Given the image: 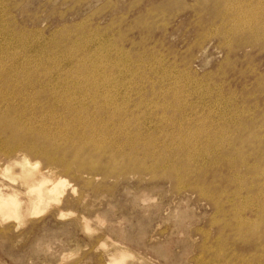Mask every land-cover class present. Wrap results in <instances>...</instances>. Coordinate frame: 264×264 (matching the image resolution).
Wrapping results in <instances>:
<instances>
[{"label": "rangeland", "instance_id": "374dc122", "mask_svg": "<svg viewBox=\"0 0 264 264\" xmlns=\"http://www.w3.org/2000/svg\"><path fill=\"white\" fill-rule=\"evenodd\" d=\"M256 2L242 4L243 25L213 15L212 0H0V55L14 57L37 80L48 74L62 86L97 87L120 102L122 97L125 115L135 113L150 127L142 130L144 137L154 133L157 143L167 141L165 151L184 158L162 164L155 177L116 179L64 172L30 156L40 161L39 170H53L67 184L47 213L0 223V264H108L113 258L121 264H264V34L249 33L264 31V0ZM234 26L237 34L225 33ZM0 145L1 166L9 151ZM5 181L0 178L3 186L21 191Z\"/></svg>", "mask_w": 264, "mask_h": 264}, {"label": "bare ground", "instance_id": "6f19581e", "mask_svg": "<svg viewBox=\"0 0 264 264\" xmlns=\"http://www.w3.org/2000/svg\"><path fill=\"white\" fill-rule=\"evenodd\" d=\"M260 0H212L214 4L213 15L223 20L231 17L232 20L243 22L242 4L252 6V2ZM192 2V1H191ZM263 2V1H262ZM196 4V3H195ZM254 4V3H253ZM263 5V4H262ZM261 6V4H260ZM264 6V5H263ZM220 7V9H219ZM256 7V6H255ZM253 8V7H252ZM248 7V9H252ZM245 9V8H244ZM243 9V10H244ZM254 9V8H253ZM257 9V8H256ZM264 9V8H263ZM220 10V11H219ZM258 10V9H257ZM178 11V10H177ZM248 11V10H246ZM251 11V10H250ZM255 12V10H253ZM252 11V13H253ZM260 11V10H259ZM262 12H264L261 9ZM151 13V11H149ZM155 12V11H153ZM152 12V14H153ZM163 12V11H162ZM209 12V11H208ZM166 13V12H165ZM177 13V12H176ZM201 13V12H200ZM244 13V11H243ZM246 12V16H247ZM258 13V11H257ZM261 13V12H260ZM251 14V13H250ZM123 15V13L121 14ZM126 15V14H125ZM138 15V14H137ZM136 15V16H137ZM165 15V14H164ZM197 15V14H196ZM200 15V14H199ZM244 15V14H243ZM256 15V14H255ZM254 15V16H255ZM263 15V13H261ZM258 16V15H256ZM159 17V16H158ZM203 17V16H202ZM248 17V16H247ZM263 17V16H262ZM122 18V17H121ZM190 18V17H189ZM195 18V17H194ZM205 18H208L205 16ZM215 18V17H214ZM244 18V17H243ZM249 18V17H248ZM1 19V18H0ZM218 19V18H217ZM246 19V18H245ZM252 19V18H250ZM260 19V18H258ZM188 20V19H187ZM199 20V19H198ZM201 20V19H200ZM203 20V19H202ZM220 20V19H219ZM229 20V19H228ZM231 20V21H232ZM255 20L256 17H255ZM150 21V20H149ZM161 21V20H160ZM214 21V20H213ZM227 21V20H226ZM248 21V20H247ZM250 21V20H249ZM248 21V22H249ZM253 21V20H252ZM148 22V21H147ZM166 22V21H165ZM198 22V21H197ZM196 22V23H197ZM202 22V21H200ZM211 22V21H209ZM219 22V21H218ZM222 22V20H221ZM245 22V21H244ZM243 22V25H244ZM51 23V22H50ZM118 22H116L117 24ZM164 23V22H163ZM233 23V22H232ZM238 23L236 25H238ZM246 23V22H245ZM255 23V22H254ZM80 24V23H79ZM115 24V25H116ZM165 24H168L165 23ZM194 24V23H193ZM201 24V23H200ZM207 24V23H206ZM221 23H219L220 25ZM228 24V23H227ZM234 24V23H233ZM240 24V23H239ZM251 24V22H250ZM261 24V23H259ZM43 25V24H42ZM49 25V24H48ZM66 25V24H65ZM157 25V24H156ZM212 25V24H211ZM226 25V24H225ZM230 25V22L229 24ZM235 25V24H234ZM264 25V24H263ZM3 25H1L2 27ZM204 26V25H203ZM231 26V25H230ZM253 26V24H252ZM249 27L247 28H253ZM260 26V25H259ZM17 27V26H16ZM45 27V26H44ZM75 27V26H74ZM167 27V26H166ZM207 27V25H206ZM220 27V26H219ZM239 28L243 26H239ZM6 28V27H5ZM47 28V27H46ZM66 28V27H65ZM201 28V27H200ZM209 28V27H208ZM224 28V27H222ZM227 28V27H226ZM226 30L225 33L234 35L238 30ZM244 28V27H243ZM42 29V28H41ZM57 29V28H56ZM61 29V28H60ZM59 29V30H60ZM67 29V28H66ZM205 29V27H204ZM211 29V28H210ZM217 29V28H216ZM229 29V28H228ZM232 29V28H231ZM24 30V29H23ZM32 30V29H31ZM30 30V31H31ZM37 30V29H36ZM40 30V29H39ZM243 30V29H242ZM246 30V29H244ZM249 30V29H248ZM247 30V31H248ZM49 31V30H48ZM64 31V30H63ZM62 31V33H63ZM66 31V30H65ZM119 31V30H118ZM200 31V30H199ZM198 31V34H199ZM211 31V30H210ZM213 31V30H212ZM224 31V30H222ZM5 32V31H4ZM35 32V31H34ZM38 32V30L36 31ZM53 32V31H52ZM69 32V31H68ZM217 32L221 33L220 31ZM243 32V31H242ZM264 31L253 28L250 34ZM21 33V32H20ZM24 33V32H23ZM22 33V34H23ZM54 33V32H53ZM64 33H67L64 32ZM208 33V30H207ZM213 33V32H212ZM15 34V33H14ZM20 34V35H22ZM61 34V32H60ZM209 34V33H208ZM237 34V33H236ZM239 34V33H238ZM244 33H242L243 35ZM258 34V33H257ZM260 34V33H259ZM58 35V34H56ZM62 35V34H61ZM71 35V32H70ZM68 34L67 38L70 36ZM134 35V34H133ZM197 35V34H196ZM224 35V34H223ZM262 35V34H261ZM9 36V35H8ZM53 36V35H52ZM142 36V35H141ZM144 36V35H143ZM203 36V34H202ZM201 36V37H202ZM208 36V35H207ZM214 36V35H213ZM211 36V37H213ZM216 36V35H215ZM219 36V35H218ZM255 36V35H254ZM252 36V37H254ZM22 37V36H21ZM64 37V36H62ZM66 37V36H65ZM119 37V36H118ZM206 37V36H205ZM217 37V36H216ZM229 37V35H228ZM231 37V36H230ZM233 37V36H232ZM259 36L256 37L257 40ZM262 37V36H261ZM50 38V37H49ZM60 38V36H59ZM81 38V37H80ZM225 38V35H224ZM227 38V36H226ZM260 38V37H259ZM10 39V38H8ZM20 39V38H19ZM23 39V38H22ZM82 39V38H81ZM79 39V40H81ZM144 39V38H143ZM142 39V40H143ZM205 39V38H204ZM250 39V38H249ZM264 39V37H263ZM24 40V39H23ZM78 40V39H77ZM83 40V39H82ZM81 40V41H82ZM229 40V39H228ZM241 40V39H239ZM251 40V39H250ZM25 41V40H24ZM145 41V40H144ZM224 41V39H223ZM232 41V40H231ZM230 41V42H231ZM259 40H257L258 42ZM18 42V39H17ZM226 42V41H225ZM234 42V41H233ZM15 43V42H14ZM13 43V44H14ZM75 43V42H74ZM77 43V42H76ZM75 43V44H76ZM82 43V42H81ZM85 43V42H84ZM249 43V41H248ZM22 44V43H21ZM86 44V43H85ZM223 44V42H222ZM225 44V43H224ZM232 44V43H231ZM229 44V45H231ZM241 44V43H240ZM251 44V43H250ZM78 45V43H77ZM76 45V46H77ZM227 45V44H226ZM228 45V47H229ZM264 45V44H263ZM221 46V45H220ZM81 47V46H80ZM143 47V46H142ZM146 47V46H145ZM237 47V46H236ZM76 48V47H75ZM252 48V47H251ZM73 49V48H72ZM143 49V48H142ZM232 49V48H231ZM261 49V47H260ZM1 50V49H0ZM69 50V49H68ZM95 50V49H94ZM233 50V49H232ZM259 50V49H258ZM41 51V48H40ZM43 51V50H42ZM72 52V51H71ZM70 52V53H71ZM82 52V51H81ZM228 52V51H227ZM61 53V52H60ZM78 53V52H77ZM1 54V53H0ZM20 54V53H19ZM41 54V52H39ZM45 54V52H44ZM64 54V53H63ZM244 54V53H243ZM6 55V54H5ZM17 55V54H15ZM21 55V54H20ZM25 55V54H24ZM85 55V54H84ZM107 55V54H106ZM228 55V54H227ZM241 55V54H240ZM256 55V54H255ZM19 56V55H17ZM26 56V55H25ZM36 56V55H35ZM34 56V57H35ZM48 56V54H47ZM59 56V55H58ZM62 56V53H61ZM83 56V55H82ZM88 56V55H87ZM236 56V55H235ZM234 56V58H235ZM63 57V56H62ZM76 57V56H75ZM89 57V56H88ZM230 57V56H229ZM14 58V57H12ZM12 58L0 55V143L6 145L9 151V159L0 166V178L5 179L11 185H17L20 189L8 188L0 183V223L15 221L21 216H36L42 213L50 205H56L61 200L62 191L66 182L62 178L53 175V170H39L37 159L31 161V157H38L43 163L59 166L67 172L73 168L77 174L103 175L105 177L124 176L127 174L142 175L149 173L155 177L162 164L173 162L184 163V158L179 154L165 151L167 141L153 139L154 133L143 136L150 127L141 125V120L133 115L128 117L123 111L126 100L99 92L98 88H85L84 85L62 86L59 80L51 82L50 76L44 75L41 80L30 76L23 64L19 66L13 63ZM18 58V57H17ZM27 58V57H26ZM25 58V59H26ZM29 58V57H28ZM44 58V57H43ZM48 58V57H47ZM55 58V56H54ZM68 58V57H67ZM71 58V57H70ZM156 58V57H155ZM223 58H227L224 57ZM240 58V57H239ZM41 59V58H40ZM46 59V57H45ZM52 59V58H51ZM76 59V58H75ZM82 58L79 59V61ZM85 58H83L84 60ZM29 60L30 59H26ZM44 61V59H42ZM62 60V59H61ZM86 60V59H85ZM225 60V59H224ZM22 61V60H21ZM29 61L27 63H29ZM38 61V59H37ZM47 61V59H46ZM50 61V60H49ZM60 61V60H59ZM71 61V60H70ZM106 61V60H105ZM115 61V60H114ZM129 61V60H128ZM31 62V61H30ZM34 62V60H33ZM40 62V61H39ZM54 62V61H53ZM52 62V63H53ZM83 62V61H82ZM89 62V61H88ZM227 62V61H226ZM18 63V62H16ZM26 63V61H24ZM57 63V62H56ZM96 63V62H95ZM113 63V62H112ZM189 63V62H188ZM220 63V62H219ZM15 64V65H14ZM42 64V63H41ZM55 64V62H54ZM81 64V63H80ZM101 64V62H100ZM18 65V66H16ZM30 65V63L28 64ZM35 65V64H34ZM50 65V64H49ZM73 65V64H72ZM82 65V64H81ZM108 65V64H107ZM151 65V64H150ZM188 65V64H187ZM195 65V64H194ZM220 65V64H219ZM247 65V64H246ZM252 65V64H251ZM27 66V65H26ZM33 66V65H32ZM38 64L36 65V67ZM53 66V64L51 65ZM222 66V65H221ZM249 66V64L247 65ZM255 66V65H254ZM35 67V68H36ZM39 67V66H38ZM47 67V65L45 66ZM43 66V68H45ZM49 67V66H48ZM73 66H71L72 68ZM86 67V66H84ZM87 67L88 64H87ZM97 67V66H96ZM111 67V66H110ZM125 67V66H124ZM123 67V68H124ZM218 67V66H217ZM40 68V67H39ZM51 68V67H50ZM55 68L56 65H55ZM79 68V67H78ZM101 68V67H100ZM103 68V67H102ZM194 68V67H193ZM236 68V67H235ZM245 68V67H244ZM37 69V68H36ZM76 69V68H75ZM88 70V68H86ZM108 69V68H107ZM110 69V68H109ZM112 69L113 68L112 66ZM248 69V68H247ZM30 70V68H29ZM68 70V69H66ZM70 70V69H69ZM79 70V69H78ZM82 70V69H81ZM85 70V69H84ZM92 70V69H91ZM106 70V69H105ZM117 70V69H115ZM119 70V69H118ZM151 70V69H150ZM154 70V69H153ZM184 70V69H183ZM222 70V69H221ZM225 70V69H223ZM234 70V69H233ZM249 70V69H248ZM31 71V70H30ZM35 71V70H34ZM43 71V70H42ZM51 71V69H50ZM71 71V70H70ZM77 71V69L75 70ZM108 71V70H107ZM112 71V70H111ZM114 71V70H113ZM140 71V70H139ZM152 71V70H151ZM192 71V70H191ZM254 71V70H253ZM48 72V71H47ZM78 72V71H77ZM76 72V73H77ZM87 72V71H86ZM126 72V71H125ZM128 72V71H127ZM181 72V71H180ZM190 72V69L189 71ZM51 73V72H49ZM65 73H68L67 71ZM64 73V74H65ZM186 73V72H185ZM184 73V74H185ZM234 73V71H233ZM236 73V72H235ZM81 74V73H80ZM85 74V73H84ZM107 74V72H106ZM190 74V73H189ZM244 74V72H243ZM247 74V73H246ZM256 74V73H255ZM33 75V74H32ZM56 75V74H55ZM69 75V73H68ZM75 75V73H74ZM77 75V74H76ZM75 75V76H76ZM82 75V74H81ZM86 75V74H85ZM84 75V76H85ZM111 75V74H109ZM53 76V75H52ZM57 76H60L58 74ZM65 76V75H64ZM67 76V74H66ZM71 76V75H69ZM80 76V75H79ZM83 76V77H84ZM91 76V75H90ZM89 76V77H90ZM112 76V75H111ZM62 77V75L60 76ZM82 77V78H83ZM89 77L87 79H89ZM94 77V75H93ZM144 77V76H143ZM148 77V76H147ZM184 77V76H183ZM224 77V76H223ZM222 77V78H223ZM227 77V76H226ZM55 78V77H54ZM65 78V77H64ZM81 78V77H80ZM86 78V77H85ZM160 78V77H159ZM245 78V77H244ZM57 79V77L55 78ZM59 79V77H58ZM68 79V78H67ZM66 79V80H67ZM78 79V78H77ZM139 79V78H138ZM141 79V78H140ZM186 79V78H185ZM247 79V78H246ZM71 80V77H70ZM85 80V79H84ZM98 80V79H97ZM142 80V79H141ZM146 80V79H144ZM177 80V79H176ZM181 80V79H180ZM254 80V78H253ZM257 80V79H255ZM260 80V79H259ZM63 81V79H62ZM75 81V80H74ZM82 81V80H81ZM89 81V80H88ZM87 81V83H89ZM93 81V80H92ZM99 81V80H98ZM163 81V80H162ZM189 81V80H188ZM191 81V80H190ZM244 81V80H243ZM262 81V80H261ZM264 81V80H263ZM67 82V81H66ZM69 82V81H68ZM84 82V81H83ZM150 82V81H149ZM64 83V82H63ZM96 83V82H95ZM107 83V82H106ZM105 83V84H106ZM109 83V82H108ZM245 83V82H243ZM261 83V82H260ZM259 83V84H260ZM264 83V82H263ZM65 84V83H64ZM70 84V83H69ZM91 84V83H89ZM103 84V83H102ZM110 84V83H109ZM156 84V83H155ZM262 84V83H261ZM88 85V84H87ZM181 85V84H180ZM240 85V84H239ZM258 85V84H256ZM263 86V85H262ZM102 87V86H101ZM106 87V86H105ZM138 87V86H137ZM245 87V86H244ZM100 88V87H99ZM243 88V87H241ZM240 88V89H241ZM105 90V89H104ZM139 90V89H138ZM165 90V89H164ZM103 91V90H102ZM108 91V90H107ZM112 91H116L113 90ZM154 92V91H153ZM182 92V91H181ZM254 92V91H252ZM263 92V91H261ZM110 93V92H109ZM115 93V92H114ZM133 93V92H132ZM148 93V92H147ZM155 93V92H154ZM172 93V92H171ZM158 94V93H157ZM169 94V92H168ZM180 94V93H178ZM166 95V93H165ZM183 95V94H182ZM260 95V94H259ZM144 97V95H143ZM175 97V96H174ZM264 97V96H263ZM120 98V97H119ZM134 98V97H133ZM140 98V97H139ZM155 98V97H154ZM145 99V98H143ZM166 99V98H165ZM174 99V98H173ZM237 99V98H236ZM243 99V98H242ZM245 99V97H244ZM262 99V98H261ZM177 100V99H176ZM256 100V99H255ZM131 101V100H130ZM141 102V101H140ZM155 102V101H154ZM168 102V101H167ZM176 102V101H175ZM257 102V101H256ZM262 102V100H261ZM133 103V101H132ZM136 103V102H135ZM171 103V102H170ZM173 103V102H172ZM252 103V102H251ZM254 103V102H253ZM252 103V104H253ZM130 104V103H129ZM159 104V103H158ZM255 104V103H254ZM263 105V104H262ZM176 106V105H175ZM194 106V105H193ZM255 107V105H254ZM253 107V108H254ZM264 107V106H263ZM126 108V107H125ZM130 108V107H128ZM176 108V107H175ZM222 108V107H221ZM250 108V106H249ZM257 108V107H256ZM259 108V104H258ZM127 109V108H126ZM159 109V106L158 108ZM190 109V108H189ZM200 109V108H199ZM149 110V109H148ZM160 110V109H159ZM169 110V108H168ZM171 110V109H170ZM136 112V111H135ZM162 112V111H160ZM176 112V111H175ZM174 112V113H175ZM205 112V110H204ZM128 113V112H127ZM126 113V114H127ZM169 113V111H168ZM172 113V112H171ZM178 113V112H177ZM257 113V111H256ZM129 114V113H128ZM155 114V113H154ZM162 114V113H161ZM170 114V113H169ZM176 114V113H175ZM180 114V113H179ZM194 114V113H193ZM203 114V113H202ZM260 114V113H259ZM152 115V114H151ZM174 115V114H173ZM172 115V116H173ZM183 115V114H182ZM181 115V116H182ZM188 115V114H187ZM249 115H251L249 113ZM254 115V114H253ZM252 115V116H253ZM169 116V115H168ZM171 116V115H170ZM180 116V115H179ZM195 116V115H194ZM216 116V115H215ZM236 116V115H235ZM244 116V115H243ZM242 116V117H243ZM259 116V115H258ZM166 117V116H165ZM174 117V116H173ZM191 117V116H190ZM196 117V116H195ZM247 117V116H246ZM142 118V117H141ZM157 118V117H156ZM169 118V117H168ZM176 118V117H175ZM244 118V117H243ZM254 118V117H252ZM171 118H169L170 120ZM183 119V117H182ZM181 119V120H182ZM194 119V117H193ZM263 119V118H262ZM143 120V119H142ZM172 120V119H171ZM180 120V121H181ZM188 120V119H187ZM253 120V119H252ZM259 120V119H258ZM174 121V120H173ZM245 121V120H244ZM250 121V120H249ZM248 121V122H249ZM263 121V120H262ZM184 122V121H183ZM251 122V121H250ZM253 122V121H252ZM257 122V121H256ZM260 122V121H259ZM258 122V123H259ZM188 122H185V124ZM212 123V121H211ZM263 123V122H262ZM168 124V123H167ZM165 124L166 126H168ZM171 124V123H170ZM194 124V123H193ZM215 124V123H214ZM252 124V123H250ZM163 125V124H162ZM180 125V124H179ZM182 125V124H181ZM218 125V124H217ZM248 125V123H247ZM264 125V124H263ZM174 126V125H173ZM184 126V125H183ZM210 126V125H209ZM212 126V125H211ZM257 125H254V127ZM259 126V125H258ZM172 127V126H171ZM187 127V126H186ZM174 128V127H173ZM189 128V127H188ZM194 128V127H193ZM157 129V128H156ZM165 129V127H163ZM162 129V130H163ZM177 129V128H176ZM198 129V128H197ZM226 129V128H225ZM236 129V128H234ZM143 130V131H142ZM169 130V128H168ZM220 130V129H219ZM167 131V130H166ZM181 131V129H180ZM223 132V131H222ZM167 133V132H166ZM171 133V132H170ZM174 133V132H173ZM185 133V131L183 132ZM212 133V132H211ZM244 133V132H243ZM242 133V134H243ZM241 134V133H240ZM146 135V134H145ZM165 135V134H164ZM170 135V134H169ZM182 136V134H180ZM179 135V136H180ZM187 135V134H186ZM227 135V134H226ZM231 135V134H230ZM236 135V134H234ZM245 135V134H244ZM174 136V135H173ZM238 136V135H237ZM236 136V137H237ZM241 136V135H240ZM243 136V135H242ZM246 136V135H245ZM256 136V134H255ZM178 137V136H177ZM197 137V136H195ZM218 137V136H217ZM223 137V136H222ZM247 137V136H246ZM160 138V137H159ZM226 138V137H225ZM239 138V137H237ZM241 138V137H240ZM167 139V138H166ZM179 139V138H177ZM200 139V138H198ZM246 139V138H245ZM257 139V138H256ZM262 139V138H261ZM169 141L171 137L169 136ZM224 140V139H223ZM233 140V139H230ZM239 140V139H237ZM252 140V139H251ZM254 140V139H253ZM245 141V140H244ZM250 141V140H248ZM258 141V140H257ZM161 142V143H160ZM177 142V141H176ZM235 142V141H234ZM240 142V141H239ZM253 142V141H252ZM174 143V142H173ZM172 143V145H173ZM209 143V142H208ZM230 143V142H229ZM232 143V142H231ZM241 143V142H240ZM255 143V142H254ZM262 143V141L260 142ZM186 144V143H185ZM179 143L178 149L185 147ZM226 144V143H224ZM248 145V144H246ZM161 147V149H157ZM178 146V145H177ZM227 146V144H226ZM235 146V145H234ZM260 146V145H259ZM201 147V146H200ZM225 147V146H224ZM230 147V145H229ZM228 147V148H229ZM244 147V145H243ZM233 148V146H232ZM252 148V146H251ZM260 148V147H259ZM264 148V147H263ZM172 149V148H170ZM0 150L2 146L0 145ZM234 150V149H233ZM245 150V149H244ZM249 150V149H248ZM246 150V151H248ZM254 150V149H253ZM17 151L20 155L13 156ZM174 151V150H173ZM232 151V150H231ZM253 152V151H252ZM16 153V152H15ZM175 153V152H174ZM236 153V152H234ZM243 153V152H242ZM244 154V153H243ZM253 154V153H251ZM184 155V154H183ZM262 155V154H261ZM260 155V156H261ZM31 156V157H30ZM189 156V155H188ZM201 156V155H200ZM232 155H230L231 157ZM246 156V155H245ZM30 157V158H29ZM257 157V155H256ZM255 157V158H256ZM194 156L190 155V160ZM245 158V157H244ZM249 158V157H248ZM258 158V157H257ZM238 160V159H237ZM264 160V159H263ZM260 161V160H259ZM223 162V161H222ZM239 162V161H236ZM250 162V161H249ZM254 162V161H253ZM261 162V161H260ZM224 163V162H223ZM2 164V163H1ZM230 164V163H229ZM243 165V164H242ZM209 166V165H208ZM229 166V165H228ZM237 166V165H236ZM260 166V165H259ZM262 166V165H261ZM47 167V166H46ZM52 167V166H51ZM220 167V165H218ZM227 167V165H226ZM230 167V166H229ZM48 168V167H47ZM46 168V169H47ZM208 169V168H207ZM219 169V168H218ZM225 169V168H224ZM227 169V168H226ZM251 169V168H249ZM56 170V169H55ZM191 170V169H190ZM194 170V169H192ZM222 170V169H221ZM234 170V169H233ZM60 171V170H59ZM61 171V172H62ZM182 171V170H180ZM219 171V170H218ZM228 171V170H227ZM232 171V170H231ZM45 172V173H44ZM201 172V171H200ZM230 172V171H229ZM248 172V171H247ZM256 172V171H255ZM259 172V171H258ZM257 172V173H258ZM70 173V172H69ZM168 172H166L167 175ZM209 173H211L209 171ZM208 173V174H209ZM246 173V172H245ZM249 173V172H248ZM252 173V172H250ZM207 174V176H208ZM219 174V173H218ZM227 174V173H226ZM59 175V174H58ZM165 175V174H163ZM165 175V176H166ZM202 175V174H201ZM68 176V175H67ZM85 176V175H84ZM190 176V175H189ZM192 176V175H191ZM216 176V175H215ZM221 176V175H220ZM232 176V175H231ZM70 178V176H68ZM142 177V176H141ZM147 177V176H146ZM150 177V176H149ZM171 177V176H170ZM173 177V175H172ZM224 177V176H223ZM250 177V176H249ZM84 178V177H82ZM99 178V177H97ZM123 178V177H121ZM139 178V177H138ZM158 178V177H157ZM169 178V177H167ZM192 178V177H191ZM254 178V177H253ZM257 178V177H256ZM262 178V177H261ZM116 179H118L116 177ZM155 179V178H154ZM159 179V178H158ZM164 179V178H163ZM172 179V178H171ZM207 179V178H205ZM220 179V178H219ZM225 179V178H224ZM251 179V178H250ZM82 180V179H81ZM94 180V179H93ZM103 180V179H101ZM114 180V179H113ZM150 180V179H149ZM185 180V179H184ZM191 180V179H189ZM222 181V179H220ZM254 180V179H252ZM5 181V182H6ZM73 181V180H72ZM75 181V180H74ZM92 181V180H91ZM164 181V180H163ZM188 181V180H187ZM224 181V180H223ZM250 181V180H249ZM261 181V180H260ZM86 182V180H85ZM166 182V181H165ZM176 182V181H175ZM203 182V180H202ZM214 182V181H212ZM239 182V181H238ZM247 182V180H246ZM252 182V181H251ZM255 182V181H254ZM257 182V180H256ZM255 182V183H256ZM7 183V182H6ZM84 183V182H83ZM168 183V181H167ZM192 183V181H191ZM190 183V184H191ZM219 183V182H218ZM225 183V182H224ZM253 183V182H252ZM89 184V183H87ZM140 184V183H139ZM220 184V183H219ZM228 184V183H227ZM82 185V184H81ZM229 185V184H228ZM236 185V184H235ZM171 186V185H170ZM175 186V185H174ZM16 187V186H15ZM173 187V186H172ZM185 187V186H184ZM223 187V186H222ZM87 188V187H86ZM229 188V187H228ZM233 188V187H232ZM111 189V188H110ZM171 189V188H170ZM73 190V189H72ZM194 191V189H192ZM230 190V189H229ZM250 190V189H248ZM247 190V192H248ZM198 191V190H197ZM251 191V190H250ZM249 191V192H250ZM108 192V191H107ZM182 192V191H181ZM181 192H179L181 194ZM64 193V192H63ZM190 193V192H189ZM254 193V191H253ZM183 194V193H182ZM63 196V195H62ZM225 196V195H224ZM253 198V197H252ZM227 202V201H226ZM252 203V202H251ZM60 204V203H59ZM228 205V204H227ZM226 206V205H225ZM260 207V206H259ZM261 208V207H260ZM48 210V209H47ZM46 210V211H47ZM230 211V210H229ZM47 213V212H45ZM40 218V217H39ZM29 219V217H28ZM84 219V218H83ZM36 221V220H35ZM85 221V220H84ZM21 222V220H20ZM247 222V221H246ZM7 223V222H6ZM28 223V221H27ZM18 224V222H17ZM20 224V223H19ZM18 224V226H20ZM25 224V223H24ZM264 224V222H263ZM10 225V224H9ZM13 225V224H12ZM84 225V224H83ZM17 226V225H16ZM25 226V225H24ZM85 227V226H84ZM2 229V228H0ZM19 229V228H17ZM87 229V228H85ZM3 230V229H2ZM9 231V230H8ZM20 233V232H18ZM264 238V237H263ZM262 238V239H263ZM107 254V253H106ZM109 255V254H108ZM107 256V255H106ZM112 256V255H111ZM64 258V257H63ZM122 258V257H121ZM120 258V259H121ZM108 261V260H107ZM106 261V263H107ZM108 264H121L118 258H113Z\"/></svg>", "mask_w": 264, "mask_h": 264}]
</instances>
